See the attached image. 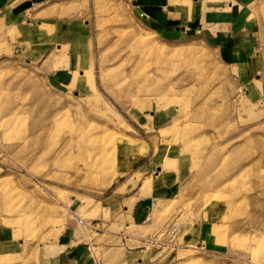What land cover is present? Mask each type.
<instances>
[{"label":"rangeland","instance_id":"rangeland-1","mask_svg":"<svg viewBox=\"0 0 264 264\" xmlns=\"http://www.w3.org/2000/svg\"><path fill=\"white\" fill-rule=\"evenodd\" d=\"M241 4L233 30L131 0L0 16V264H61L72 232L90 264H264V0Z\"/></svg>","mask_w":264,"mask_h":264},{"label":"crops","instance_id":"crops-1","mask_svg":"<svg viewBox=\"0 0 264 264\" xmlns=\"http://www.w3.org/2000/svg\"><path fill=\"white\" fill-rule=\"evenodd\" d=\"M46 0H0V16L5 21L12 19L16 15L25 13V7L29 4H37ZM137 7L143 21L157 28H174L176 31H184L189 27H197L201 25H215L217 29L233 30L228 24L231 22L241 23L246 15L245 0H131ZM240 7V8H239ZM235 19H233V18ZM175 23V24H174ZM179 24L180 27L176 26ZM190 25V26H189ZM234 25V24H233ZM219 27V28H218ZM223 27V28H222ZM228 42L233 43L237 37L233 31L225 30L223 37ZM243 41V38H240ZM228 49V48H227ZM229 54H235L233 51ZM168 173V174H167ZM164 172L162 175L156 176V187L154 194L161 192L164 189L165 183L168 180L166 187L171 184L169 181L174 178L169 172ZM173 183V182H172ZM165 187V188H166ZM174 186L171 187V189ZM4 248V241L1 242ZM90 243L86 240H79L75 232L70 233L67 240V246L61 248L59 261L61 264H90L86 262L89 255ZM4 250V249H3ZM48 250H45L47 252ZM48 255V256H47ZM47 260H51L50 250L45 255ZM45 260V259H44ZM47 263V262H46ZM50 264V262L48 263Z\"/></svg>","mask_w":264,"mask_h":264},{"label":"built area","instance_id":"built-area-1","mask_svg":"<svg viewBox=\"0 0 264 264\" xmlns=\"http://www.w3.org/2000/svg\"><path fill=\"white\" fill-rule=\"evenodd\" d=\"M79 223H80V224H83V221H81V220L79 219Z\"/></svg>","mask_w":264,"mask_h":264}]
</instances>
